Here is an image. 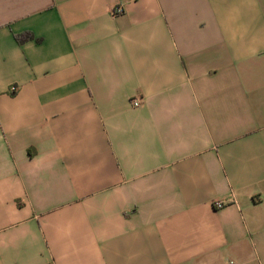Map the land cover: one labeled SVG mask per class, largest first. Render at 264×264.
<instances>
[{"label":"crops","instance_id":"1","mask_svg":"<svg viewBox=\"0 0 264 264\" xmlns=\"http://www.w3.org/2000/svg\"><path fill=\"white\" fill-rule=\"evenodd\" d=\"M229 262L264 264V0H0V264Z\"/></svg>","mask_w":264,"mask_h":264},{"label":"built area","instance_id":"2","mask_svg":"<svg viewBox=\"0 0 264 264\" xmlns=\"http://www.w3.org/2000/svg\"><path fill=\"white\" fill-rule=\"evenodd\" d=\"M113 11H114V13H118V12L121 11V8L120 7H115ZM130 104L132 106H138L139 105V100L138 99H133V100H131ZM221 206H222L221 202H216L215 203V207L219 208ZM228 264H234V263L233 262H229Z\"/></svg>","mask_w":264,"mask_h":264},{"label":"trees","instance_id":"3","mask_svg":"<svg viewBox=\"0 0 264 264\" xmlns=\"http://www.w3.org/2000/svg\"><path fill=\"white\" fill-rule=\"evenodd\" d=\"M30 37H31V34L29 32H23V33L15 35V40L17 42H22Z\"/></svg>","mask_w":264,"mask_h":264}]
</instances>
